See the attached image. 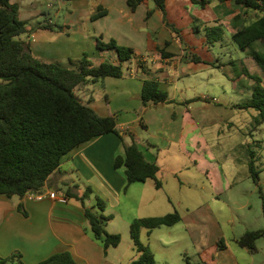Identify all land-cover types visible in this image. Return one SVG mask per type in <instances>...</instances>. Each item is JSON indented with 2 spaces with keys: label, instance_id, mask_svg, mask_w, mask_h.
I'll return each mask as SVG.
<instances>
[{
  "label": "crops",
  "instance_id": "1",
  "mask_svg": "<svg viewBox=\"0 0 264 264\" xmlns=\"http://www.w3.org/2000/svg\"><path fill=\"white\" fill-rule=\"evenodd\" d=\"M72 1V9L64 15V21L58 23L46 12L38 10L35 1L19 0L20 19L27 22L26 32L21 39L28 45L34 58L67 68L72 67L71 61H79L87 53L95 66L104 61L119 62L115 52L98 50L96 38L104 42L116 40L119 45L135 50L136 57L124 64V77H107L102 80L105 90L113 97L112 100L110 97L106 106L94 99L92 91L88 89L91 85L95 87V83L82 87L88 93L81 97L100 115L115 116L119 130H129L135 135L146 159L160 166L162 175L160 173L159 180L162 187H157L151 179L128 185L124 169L117 170L114 166L116 156L124 152L120 137L114 133L97 137L66 155L59 169L47 180L45 189L54 191L58 197H66V203L51 198L39 201L29 194L23 199L18 196H0V257L7 258L14 252H20L25 264H37L54 254L68 251L77 264H131L138 257L130 235L131 223L138 218L164 216L171 212L166 204L173 200L166 192V175L163 172L169 169L167 149L171 148L172 143L180 144L186 126L201 125L199 115L196 116L191 107L186 106L192 103L187 104L189 100L177 101L170 98L173 101L171 104L151 105L143 110L141 92L144 80L154 78L161 84L174 83L179 77L189 74L186 68L180 71L183 62L189 69L216 66L203 54L207 41L196 46L191 45L186 40V31L194 32V25L201 28L219 25L232 34V22L237 14L242 15L247 23L256 19L257 14L243 9L233 1L221 3L211 0V4L200 8L191 0H166L167 17L181 29L180 36L164 24L163 13L154 6L153 1L140 4L135 10L128 5V0ZM99 6L107 9L108 13L93 21L91 16ZM149 9L155 11L147 19ZM59 14L60 12L56 17ZM38 17L44 19L39 21ZM31 19L37 20V23L30 22ZM49 26H60L63 29H51ZM185 46L188 49L186 53ZM158 48L172 53L173 57H163ZM194 54L202 56L208 63L191 61L190 57ZM140 62L147 73L139 68ZM242 77L246 76H237L233 81ZM114 101L120 102V111L126 108L128 112L142 111L143 123L141 117L135 114L122 119L115 113L120 111H115L112 105ZM188 114L190 118L186 119ZM138 124L144 129V135L138 131ZM180 146L182 152L190 156L186 148ZM195 164L198 165V161ZM175 170L171 174L180 178V185L190 187L189 176L183 183L182 172L177 173ZM89 186L106 201L104 214L111 217L106 226L107 231L130 236L132 242H127L129 252H123L121 244L105 251L103 245L94 239L85 217V206L94 208L95 201L87 206L85 202L76 198L72 202V198L67 197L70 191L82 194L81 189ZM21 204L22 211L19 209ZM173 210L177 211L176 207ZM198 219L197 215L187 214L182 216L181 222L167 228L183 223L184 229L193 237L190 223L197 224ZM119 224L122 232L117 231ZM164 227L155 229L149 237H153L156 231ZM216 247L217 243V250ZM153 252L156 255V251ZM217 254L219 258L223 255L224 264H239L234 262L225 245L219 252L217 250Z\"/></svg>",
  "mask_w": 264,
  "mask_h": 264
},
{
  "label": "trees",
  "instance_id": "2",
  "mask_svg": "<svg viewBox=\"0 0 264 264\" xmlns=\"http://www.w3.org/2000/svg\"><path fill=\"white\" fill-rule=\"evenodd\" d=\"M19 0H0V196L23 199L27 194L41 193L49 177L59 169L62 159L70 152L93 139L114 133L122 141L124 152L115 159V169H124L127 184L154 180L161 188L159 180L161 168L149 162L140 150L135 135L129 130H119L115 116H102L77 93L78 88L95 83L107 77L122 78L126 75L124 64L136 57L133 48L122 46L116 40L104 42L96 38L100 51L115 52L118 63L104 61L95 66L87 54L79 61H71V68L57 63L40 61L33 57L28 45L21 39L26 32L27 22L20 19ZM153 1L163 13V22L174 33L181 36V29L171 23L167 17L166 0H128V5L135 10L140 4ZM200 8L211 4V0H191ZM233 1L245 10L256 12V19L245 22L237 14L233 19L234 31L231 38L243 51H248L264 69V0H217ZM155 9H149V19ZM108 10L99 6L91 19L97 20L107 15ZM196 20V19H195ZM51 29L61 30L63 27ZM194 32L202 28L194 25ZM207 44L221 41L224 29L219 26H205ZM163 57H173L172 53L158 48ZM195 63H208L200 55H192ZM234 63V61H231ZM139 68L147 73L140 62ZM244 75L254 82L249 101L239 108L253 109L258 112L255 122H264V78L252 73L242 62L237 76ZM2 81V82H1ZM197 99V98H196ZM141 101L143 110L151 105L171 104L168 93L161 82L146 78L143 82ZM189 100L187 102H193ZM142 112V111H141ZM141 117V116H140ZM143 123V117L140 118ZM254 173V162L250 163ZM256 176V175H255ZM89 186L82 193L70 191L68 198L85 202L93 194ZM106 201L97 196V208L85 206V217L95 240L99 241L105 251L121 244L120 234L106 230L111 220L104 214ZM22 211V204L19 206ZM182 216L174 211L164 216L135 219L130 225L133 246L138 254L131 264H157L155 253L149 245L141 240L144 230L148 236L158 228L172 227L181 222ZM264 237V229L246 231L237 240L240 247L250 252L257 251V241ZM219 247H224L222 241ZM186 264L195 263L186 257ZM0 264H25L23 255L14 252L0 260ZM37 264H77L68 251L54 254Z\"/></svg>",
  "mask_w": 264,
  "mask_h": 264
},
{
  "label": "rangeland",
  "instance_id": "3",
  "mask_svg": "<svg viewBox=\"0 0 264 264\" xmlns=\"http://www.w3.org/2000/svg\"><path fill=\"white\" fill-rule=\"evenodd\" d=\"M33 1L38 10L46 12L58 23L64 21V15L72 9L74 2ZM63 1L66 3L62 4ZM58 12L60 14L56 17ZM35 19L30 22L37 23ZM37 19L42 21L44 18ZM185 37L189 44L195 46L207 41L204 28L199 33L186 31ZM204 48L203 54L216 66L189 69L183 62L180 71L186 68L189 74L179 77L174 83L161 84L171 99H195V102L189 104L191 106H186L191 107L192 113L199 115L201 119L199 126H186L180 144L172 143L171 148L167 149L169 169L163 171L166 175V192L173 200L172 203L166 204L170 213L176 207L182 216H199L197 224L190 223L194 236L191 237L181 223L174 228L164 227L156 231L153 237H149L144 230L141 240L149 245L152 251H156L157 264H186V256L195 263L224 264L223 255L219 258L217 254L220 241L230 251L234 262L264 264V237L257 241L256 252H249L237 243L246 231L264 229V122H255L257 111L238 107L246 104L251 98L254 82L247 77L233 81L242 68V62L250 72L263 78L264 69L248 51L239 49L227 30H224L221 41L206 44ZM184 51H188L186 46ZM232 60H235L234 63ZM95 84V87L91 85L88 89L92 91L94 99L99 100L101 104L105 103L106 106L110 97L111 100L113 97L105 90L102 80ZM77 93L84 97L88 91L78 88ZM119 104L120 102L116 101L112 104L115 111H120ZM115 113L125 119L133 114L144 117L140 110L128 112L127 108ZM189 115L186 119L190 118ZM143 130L138 124L141 135H144ZM180 145L186 148L190 156L182 152ZM195 161H198V165ZM251 161L254 162L256 176L250 170ZM173 169H176L177 173L182 172L183 183L189 176L191 186H181L180 178L171 174ZM160 173L159 177L162 175ZM85 190L86 188H82L81 193ZM97 196L93 193L85 203L89 206L91 201H95L94 210L99 211ZM71 201L74 202V198ZM118 227L117 231L122 232L120 224ZM123 233L125 235V232ZM121 237V250L129 252L127 242H132L130 236ZM1 259L3 258L0 257Z\"/></svg>",
  "mask_w": 264,
  "mask_h": 264
},
{
  "label": "built area",
  "instance_id": "4",
  "mask_svg": "<svg viewBox=\"0 0 264 264\" xmlns=\"http://www.w3.org/2000/svg\"><path fill=\"white\" fill-rule=\"evenodd\" d=\"M30 196H32L34 199L36 200H44L45 198H51V199H55V200H59L60 202L66 203L67 202V198L66 197H58L56 195V193L52 190H47L44 189L43 192L41 193H29Z\"/></svg>",
  "mask_w": 264,
  "mask_h": 264
}]
</instances>
